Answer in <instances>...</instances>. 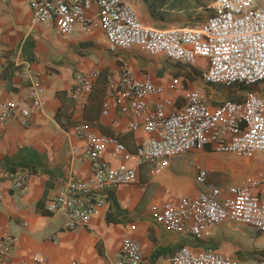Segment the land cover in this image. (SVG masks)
<instances>
[{"label":"crops","instance_id":"obj_1","mask_svg":"<svg viewBox=\"0 0 264 264\" xmlns=\"http://www.w3.org/2000/svg\"><path fill=\"white\" fill-rule=\"evenodd\" d=\"M127 1L144 23L157 28H197L207 19L201 22L177 19L178 12L201 9L200 0ZM0 44L3 48L0 101L22 105L31 101L33 88L23 77L28 69L38 77L45 100V106L31 110L27 125L0 119V161L27 147L43 154L44 166L50 170L31 173L25 188L15 189L12 175L0 163V237L6 233L17 236L12 254L0 264H118L125 239L141 244L142 264H173L171 254L183 245L214 247L244 257L252 227L224 221L197 237L172 231L155 219L164 203L178 204L181 198L195 197L205 189L196 180V167L210 169L217 164L207 158L209 151H194L159 167L153 161L127 160L125 154L115 155L112 144L104 145L102 155L113 165L137 167L138 182L105 190L97 213L84 227L69 229L65 213H50L45 208L46 202L68 181L92 175L91 162L74 152L75 148L85 146L77 131L79 124H85L97 135L118 138L127 153H135L138 145L149 137L142 129L130 128L131 121L138 118L127 101L121 104L113 101L109 111H104L108 83L119 79L124 61L140 78L150 75L164 87V94L159 97L169 94L175 104L168 109L175 110L184 104L187 91H208V83L202 82L201 77L207 60L201 58L195 64L185 65L186 62L173 61L162 53L150 54L138 46L112 49L99 24L91 32H85L78 24L71 35L63 36L54 26L33 20L30 0H0ZM78 71L97 74L88 101L73 96ZM176 77L186 83L187 91L171 89ZM207 93L214 98V90ZM157 98L148 100L153 102ZM179 160L192 163L190 174L183 175L184 171L177 170ZM18 161L15 158L9 162ZM243 175L246 176L244 172ZM208 184L218 185L211 171ZM38 255L45 262H37Z\"/></svg>","mask_w":264,"mask_h":264},{"label":"built area","instance_id":"obj_2","mask_svg":"<svg viewBox=\"0 0 264 264\" xmlns=\"http://www.w3.org/2000/svg\"><path fill=\"white\" fill-rule=\"evenodd\" d=\"M33 20L54 26L63 36L73 33L78 24L91 32L99 24L112 49L138 46L150 54L162 53L176 62L195 64L203 58L208 66L201 77L210 85L221 83L257 86L240 99L214 100L203 90H189L185 82L175 78L172 90L187 91L184 104L175 110L164 87L150 75L140 78L127 61L121 65L117 81L110 80L106 91L105 112L113 101H127L134 115L132 130L142 129L149 137L135 153H127L116 137L95 134L81 123L77 131L85 146L75 148L92 164L87 179H71L54 198L46 202L50 213L63 212L69 229L90 224L102 202L101 194L110 188L138 182L136 166L113 165L102 155L104 145L112 144L115 155L125 154L127 160L153 161L165 167L176 157L194 151L236 153L254 157L258 170L240 184L209 185L210 169L197 165V182L205 189L195 197H183L178 204L166 202L156 213L157 223L166 228L200 236L209 233L224 221L252 227L264 232V0H214V12L197 28L163 29L144 23L127 0H30ZM3 48L0 44V55ZM31 85V101L27 104L0 101V119L18 120L27 125L33 108L45 106L43 88L30 69L23 72ZM96 73L78 71L73 96L88 101ZM158 96L149 102L148 98ZM214 101L217 103L215 104ZM151 103V107L150 104ZM10 173V172H9ZM14 188L24 189L30 172L10 173ZM17 236L6 233L0 237V262L15 249ZM37 262H45L36 256ZM173 264H264L263 259H246L226 254L214 247L195 248L183 245L171 254ZM141 244L125 239L118 264H142Z\"/></svg>","mask_w":264,"mask_h":264},{"label":"rangeland","instance_id":"obj_3","mask_svg":"<svg viewBox=\"0 0 264 264\" xmlns=\"http://www.w3.org/2000/svg\"><path fill=\"white\" fill-rule=\"evenodd\" d=\"M203 7L195 12H178L176 13L177 19H187L192 21H203L208 18L213 12V2L214 0H200ZM211 4L210 7H207ZM186 20V21H187ZM183 63V62H182ZM185 65H190L189 63H183ZM187 67V66H186ZM204 82V81H202ZM205 83V82H204ZM206 84V83H205ZM208 91L214 90V99L220 100L222 98H234L240 99L243 93L248 90H256L257 86H241V85H228V84H218L211 86L206 84ZM206 91V92H208ZM211 158L217 161L215 166L210 167L211 175H213L214 182L218 185H230V184H240L245 181L252 173H254L260 167L257 160L252 157L242 156L236 153H222V152H211L207 158ZM205 163V162H204ZM177 170L179 172H185L183 175L190 174L189 169L192 168V163L189 161L179 160L177 162ZM176 166V165H175ZM209 167V166H208ZM237 169V170H235ZM243 172L246 174L243 175ZM252 238L249 241L247 248L244 250L246 253L244 257L246 259H263L264 258V232L257 231L251 228Z\"/></svg>","mask_w":264,"mask_h":264},{"label":"trees","instance_id":"obj_4","mask_svg":"<svg viewBox=\"0 0 264 264\" xmlns=\"http://www.w3.org/2000/svg\"><path fill=\"white\" fill-rule=\"evenodd\" d=\"M241 86H246L243 84H236ZM18 158V162L10 163L9 161ZM46 157L37 152L36 150L30 148H24L17 154L13 156H6L4 161H0L2 167L5 168L10 173H16L18 170H28L31 173L39 172V169H42L43 172H49L45 166L43 160Z\"/></svg>","mask_w":264,"mask_h":264}]
</instances>
